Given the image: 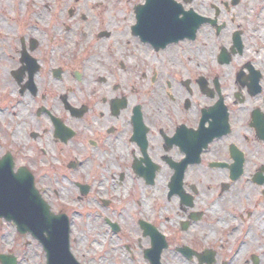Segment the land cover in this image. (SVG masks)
I'll use <instances>...</instances> for the list:
<instances>
[{"label": "flooded vegetation", "instance_id": "obj_1", "mask_svg": "<svg viewBox=\"0 0 264 264\" xmlns=\"http://www.w3.org/2000/svg\"><path fill=\"white\" fill-rule=\"evenodd\" d=\"M86 3L0 0V162L78 264H264V0Z\"/></svg>", "mask_w": 264, "mask_h": 264}, {"label": "water", "instance_id": "obj_2", "mask_svg": "<svg viewBox=\"0 0 264 264\" xmlns=\"http://www.w3.org/2000/svg\"><path fill=\"white\" fill-rule=\"evenodd\" d=\"M11 168L10 162H0V217L12 221L18 233L31 234L43 244L48 264H78L69 253L67 218L52 215L34 190L32 180L13 175ZM0 262L15 264L13 258L4 256Z\"/></svg>", "mask_w": 264, "mask_h": 264}, {"label": "rangeland", "instance_id": "obj_3", "mask_svg": "<svg viewBox=\"0 0 264 264\" xmlns=\"http://www.w3.org/2000/svg\"><path fill=\"white\" fill-rule=\"evenodd\" d=\"M86 4L92 3V0H83ZM110 0H108L109 2ZM106 3V2H105ZM4 76H1V70H0V78H4ZM73 210H77L78 212H81L82 210L79 208H74ZM75 228H71V238H74L76 235L83 236L80 232H83L82 227V221L76 220ZM81 230V231H80ZM84 233V232H83ZM16 235L14 234V230L11 226H8L4 222L0 221V253L6 252L11 248V245H8L2 241V238H8L9 243L13 240V247L12 251L15 253L18 258H22L23 254L27 255V260L23 262L22 264H41V257H39V247L38 244H36L35 241H31L27 239V237H24V239H16ZM85 256H88L87 254ZM30 259V260H29Z\"/></svg>", "mask_w": 264, "mask_h": 264}]
</instances>
